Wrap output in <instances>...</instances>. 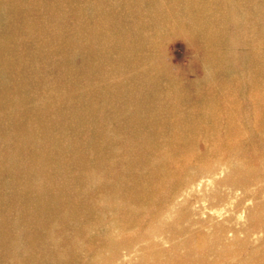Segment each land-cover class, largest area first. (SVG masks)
<instances>
[{"label":"rangeland","instance_id":"rangeland-1","mask_svg":"<svg viewBox=\"0 0 264 264\" xmlns=\"http://www.w3.org/2000/svg\"><path fill=\"white\" fill-rule=\"evenodd\" d=\"M262 49L264 0H0V264H264Z\"/></svg>","mask_w":264,"mask_h":264},{"label":"bare ground","instance_id":"bare-ground-1","mask_svg":"<svg viewBox=\"0 0 264 264\" xmlns=\"http://www.w3.org/2000/svg\"><path fill=\"white\" fill-rule=\"evenodd\" d=\"M242 1V0H241ZM252 3H254V0H250ZM254 9V8H253ZM85 19H86V17H82V16H80V21H82V22H85V25H84V27H86V28H89L88 26L89 25H91V27H93V22H92V20H88V21H85ZM251 19H252V17H251ZM90 27V28H91ZM111 26L110 25H108V26H105V29H109ZM116 27H118V26H116ZM253 53H251L249 56H251V57H256V58H258L260 61H261V63L263 64V66H264V59H261V57L259 58V53H263L264 54V49H262L259 53L257 52V51H252ZM261 53V54H262ZM147 64V63H146ZM69 66V69H70V64L68 65ZM67 66V67H68ZM68 68H67V71L69 72V71H71V70H69ZM254 71H255V67L253 66V68H252V70H251V73H252V76H253V74H254V76L252 77V89H251V98L253 99V96H261L263 99H261V102L259 103L260 105H262L263 107H264V75H263V77L261 78V79H258L257 77V72H255L254 73ZM138 77H139V74H133L132 76H130L128 79H126L125 81H127V83H130L132 86H133V83L135 84V81L134 80H138ZM130 81V82H129ZM117 83V82H116ZM113 84H115V82L114 83H112V84H110V85H113ZM109 85V86H110ZM137 88H139V85H138V87ZM138 90H140V88L138 89ZM142 95H144L142 92H140ZM137 94H139V93H137ZM263 122H264V120H263ZM264 128V125L260 128V129H263ZM260 131H262V130H260ZM204 175V174H203ZM188 185V184H187ZM186 208V207H185ZM183 210V209H182ZM177 212V211H176ZM175 212V213H176ZM180 213V212H179ZM188 213H190V212H188ZM191 214V213H190ZM194 214V213H193ZM181 215V214H180ZM188 216H190V215H188ZM194 217V216H193ZM196 217V216H195ZM197 218V217H196ZM195 218V219H196ZM157 221V220H156ZM191 223V222H190ZM156 225V224H155ZM161 225V224H160ZM184 229V228H183ZM159 230V229H158ZM153 233V232H152ZM188 234V233H187ZM44 235H46V237L48 236L47 235V233H46V231L44 232ZM175 235V234H174ZM188 236V235H187ZM157 249V248H156ZM154 257V256H153Z\"/></svg>","mask_w":264,"mask_h":264}]
</instances>
